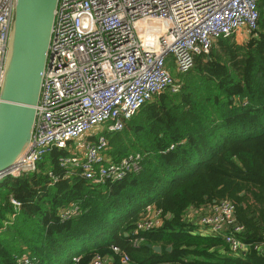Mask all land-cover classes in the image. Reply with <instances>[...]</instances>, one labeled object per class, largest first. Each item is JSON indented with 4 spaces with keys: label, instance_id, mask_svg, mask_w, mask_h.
I'll return each mask as SVG.
<instances>
[{
    "label": "trees",
    "instance_id": "obj_1",
    "mask_svg": "<svg viewBox=\"0 0 264 264\" xmlns=\"http://www.w3.org/2000/svg\"><path fill=\"white\" fill-rule=\"evenodd\" d=\"M258 10V27L244 43L219 38L205 61L195 56L176 95L160 94L122 130L105 133L113 160L142 155L138 172L99 184L64 176L58 159L68 151L53 148L36 171L2 178L0 264H18L23 255L34 257L32 264H89L95 255L123 264L121 252L128 264H264L262 251L253 248L264 241L262 2ZM10 195L21 202L17 212ZM224 198L235 203L236 222L244 227V252L232 253L186 216L189 207ZM70 202L81 212L62 221L58 209ZM146 204L161 210L162 224L134 235ZM10 213L15 216L5 228ZM134 238L142 240L135 245ZM147 243L159 244L160 252Z\"/></svg>",
    "mask_w": 264,
    "mask_h": 264
},
{
    "label": "built area",
    "instance_id": "obj_2",
    "mask_svg": "<svg viewBox=\"0 0 264 264\" xmlns=\"http://www.w3.org/2000/svg\"><path fill=\"white\" fill-rule=\"evenodd\" d=\"M260 2L264 4V0H58L31 139L0 180L36 171L53 148L68 151L58 159L64 176L78 174L99 184L138 172L142 155L113 160L107 156L105 133L122 130L142 105L160 94L180 91L181 82L170 65L178 74L187 73L195 56L208 57L219 38L242 29L255 31ZM15 4L16 0H0V88ZM9 203L15 211L21 206L13 195ZM205 205L196 223L221 237L232 253L244 252L247 245L240 236L244 227L236 222L235 203L224 198ZM80 212V205L70 202L57 214L65 221ZM162 219L160 209L146 204L133 234L159 227ZM141 240L134 238L133 244ZM253 248L264 254V241ZM112 249L120 251L117 246ZM120 254L121 262L128 264V255ZM34 260L23 255L17 263ZM89 264L112 263L95 255Z\"/></svg>",
    "mask_w": 264,
    "mask_h": 264
},
{
    "label": "water",
    "instance_id": "obj_3",
    "mask_svg": "<svg viewBox=\"0 0 264 264\" xmlns=\"http://www.w3.org/2000/svg\"><path fill=\"white\" fill-rule=\"evenodd\" d=\"M57 2L16 0L0 88V177L31 139Z\"/></svg>",
    "mask_w": 264,
    "mask_h": 264
},
{
    "label": "crops",
    "instance_id": "obj_4",
    "mask_svg": "<svg viewBox=\"0 0 264 264\" xmlns=\"http://www.w3.org/2000/svg\"><path fill=\"white\" fill-rule=\"evenodd\" d=\"M242 30H244V29H242ZM239 32H240V31H239ZM239 32H238V33H239ZM238 33H237V35H238ZM241 34H242V33H241ZM171 67H173V65H170V68H171ZM173 68H174V67H173ZM173 70H174V71H173ZM173 70L171 69V71H172V73H173V75H174V73H176L175 68H174ZM176 74H177V73H176ZM88 138H93V136H90V135H89ZM107 156L110 157L109 149H108V151H107ZM250 202H252V200H251ZM20 207H21V206H20ZM20 207L16 210V212L20 209ZM205 208H206V205H202V206H200V207H189L188 210L186 211V216L189 217V218H191L193 221L195 220V222H196V221H197V218L199 217V215H201V214L204 212ZM14 216H15V215H12V216H11V213L9 214L7 220L5 221L6 224H7V226H9V225L12 223V220H13ZM5 222H4V223H5ZM7 226L4 225L5 228H6ZM1 229H2V228H1ZM262 234H264V232H262ZM157 245H159V244H157ZM159 246H160V245H159ZM79 249H80V247H79Z\"/></svg>",
    "mask_w": 264,
    "mask_h": 264
},
{
    "label": "rangeland",
    "instance_id": "obj_5",
    "mask_svg": "<svg viewBox=\"0 0 264 264\" xmlns=\"http://www.w3.org/2000/svg\"><path fill=\"white\" fill-rule=\"evenodd\" d=\"M242 33V34H241ZM251 36V32H249V31H247L246 29H244V30H241L239 33H238V35L237 34H235V35H232V36H230L233 40H235L236 42H238V43H244L249 37ZM215 43V42H214ZM203 56V60L205 61L208 57L207 56H204V55H202ZM171 69L173 70L174 68L173 67H171ZM192 69V68H191ZM174 71V70H173ZM185 74L186 73H184V74H176V73H174V77L177 79V80H179V82H182L183 81V79H184V76H185ZM168 94H170V95H176V94H172V93H168ZM156 98L157 97H155L152 101H155L156 100ZM151 101V102H152ZM107 124H104V125H102L101 126V128H104L105 126H106ZM24 174V173H23ZM206 203H204L203 205H205Z\"/></svg>",
    "mask_w": 264,
    "mask_h": 264
}]
</instances>
